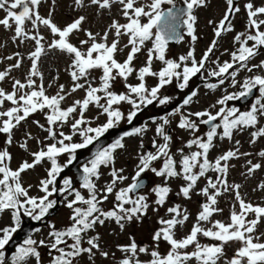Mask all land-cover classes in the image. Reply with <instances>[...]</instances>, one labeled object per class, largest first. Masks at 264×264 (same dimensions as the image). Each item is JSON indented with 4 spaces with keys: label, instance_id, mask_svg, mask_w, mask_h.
<instances>
[{
    "label": "snow or ice",
    "instance_id": "1",
    "mask_svg": "<svg viewBox=\"0 0 264 264\" xmlns=\"http://www.w3.org/2000/svg\"><path fill=\"white\" fill-rule=\"evenodd\" d=\"M74 3L78 7L85 6V0H74ZM113 3L121 5L122 15L127 20V23L124 24L113 20L109 26V30L115 31L117 39L108 44L109 31H106L101 37V41L98 42L96 35L86 31L85 34L88 40H81L80 44L85 45L89 41L91 43L86 51H82L69 41V37L74 32L82 30L81 25L85 20L84 16H80L72 23L60 28L52 22L51 13L48 17H42L39 14L38 7L41 0H0V10L5 13L3 18H0V26L10 29L14 24V41L17 38L29 39L34 40L36 45L35 50L30 53L31 69L26 77V83L15 80L12 92H5V90L0 89V107L3 106L5 101L13 105L5 111H0V118H6L0 120V133L8 134L7 142L11 143L13 128L33 113L43 112L47 109L45 117L49 127L45 130L48 132V137L55 141V143L46 146V151L41 150L33 153V162L25 161L17 170H12L7 164V161L11 159L10 154L6 150L0 151V213L11 210L12 219V226L0 228V264H6L4 249L20 227L21 214L30 217L32 220H42L56 204L55 200L49 199L54 193H61L66 200L68 196H74V198L67 200L66 204L72 210V216L70 217L72 224L63 231L55 230L52 226L53 230L49 233V236L53 238V242L50 244V253L51 250L59 253L52 256L51 264H73L74 258L82 253H88L91 259L92 250L99 248L96 242L98 237L87 240L90 247H82V233L92 230L96 224L103 225L106 220H114L123 228L122 221H131L133 218L139 219L140 216L146 213L149 207L148 198L146 195L137 194L138 190L143 187L142 181L139 179L143 173L151 171L155 176L164 178L165 183L163 185H156L152 189L156 197L154 203L162 206L171 191L167 186L169 179L182 178L185 184L180 187L178 194L190 198V193L195 188L198 180L205 177L209 170L221 175L216 178L215 182L208 178L207 186L201 190L202 194L207 197V203L202 205V210L197 215V223L192 226L190 233L184 238L176 239L174 228L177 225H183L188 216L187 214H181L179 206L170 207L168 212L174 215L167 220L161 219L159 223L164 227H161L153 235V240L163 239L170 246V249L163 256L153 250L151 252L152 259L148 264H188L193 259L197 261V264H218V261L224 255L225 245L231 242H239L240 246L235 250L231 259L225 261V264H264V242H262L264 234L254 235L257 225L264 220V206H254L251 203H246L237 192L236 200L239 202V211L231 212L230 222L225 224L221 221H210L214 213L222 211L215 207L217 197L222 194L218 184L223 187V191L230 190V186L223 177L228 172L229 165L227 162L235 157L237 153L230 150L217 157L214 163L208 159L214 137L219 135L221 139H230L233 129L240 126L256 125L257 113L264 115V103L261 102V99H257L251 109L245 112H239L234 107L227 110L221 107L214 115L205 110L185 116L181 113L180 108H176L172 113H169V115L180 114L177 126L181 129L198 131L199 125L191 119L192 116L196 118L206 117V119H199V124L210 125V130L205 134L206 140L196 137L187 142V147L191 148L195 145L199 150L191 152L189 155L181 154L179 170L176 160L169 154L168 142L170 137L164 133L163 126L167 125L169 120L166 117H160L162 123L157 125L156 132L163 137L165 143L156 144L153 141V147L156 148V151L139 156L137 170L132 177V183L128 186L114 191L118 182L127 179L121 174L123 169L113 168L110 172L111 181L99 191L97 190L96 180L100 178V168L113 163L115 151L124 147L123 138L140 134L146 130L145 128H135L131 132H125L121 138L116 139L111 145L102 147L93 153V158L82 169L83 175L80 186L87 190V198L72 187V182L69 179L63 180V187L57 189L55 186L57 176L63 171L64 167L73 162L75 153L78 150L88 148L110 129L118 125L122 119H125L124 114L117 107L118 105L122 103L131 105V110L126 117L127 121L131 123L142 107L151 105L157 100L160 105L168 103L170 97H158L160 89L171 84L174 79L180 81L177 84L179 89L183 90L187 87L191 77L204 68L205 62L209 60L210 53L213 52L217 43L214 39L199 61L195 59L191 50L186 56H181L179 62L165 58L168 42L182 38L177 31L181 25L187 29V35L193 41L197 39L194 34L197 19L194 15V9L205 6L206 0H183V7H177L176 0H148L147 3L139 6H137V0H90V4L98 6L99 9H109ZM226 5L223 18L213 29L217 38L223 32L232 31L230 16L240 11V8L235 6L234 0H226ZM244 7L247 11L248 27L253 31L237 34L234 37V42L239 43V48L231 53L232 62L225 61L222 65H218V71L209 73L210 76L221 77L220 84L224 83L225 74H228L233 78L232 83L235 85V77L238 71L241 68H247V62L257 55L260 49H264V30H261V27L264 26V18H260L264 17V6L254 7L252 3H247ZM26 22H31L33 29H38L40 25L49 29L54 38L48 48L67 53L72 57L70 75L74 83L67 95L76 92L78 89H83L85 91L83 99L74 101L67 108H62L61 102L66 98L63 85H60L58 92L52 96L45 94L42 83L36 85L33 78L42 76L38 71L37 62L45 50L41 43L45 38L39 32L36 35H29L25 30ZM209 23H212V21H209ZM121 36L127 37V43L124 47L129 49L123 62L115 58L118 51H123L119 48V38ZM147 42H151L152 47L147 49L146 65L137 72L139 83L136 85L126 84L127 93L117 94L111 91L112 82L117 77L127 81L129 75L133 74L132 62ZM249 42H252L251 46H249ZM8 59L11 60L12 57L9 56ZM154 59L162 61L164 64V67L158 72H153L151 68ZM234 64H238L239 67L229 72L230 69L234 68ZM18 67H20L19 60L8 70L0 71V81L8 76L11 68ZM253 67L264 68V61L260 65H253ZM97 69L102 73L99 77L100 83L98 86H93L88 77L92 70ZM247 70L251 71L252 68H247ZM148 76L158 78L156 86L150 89L145 84V78ZM81 79L85 83L78 82ZM257 86L260 96L264 98V77L257 75L244 81L243 91L225 95L217 103L225 105L227 101L246 97ZM207 87L215 89L217 85L208 84ZM101 93L103 95H100ZM195 95L196 92H193L191 96L185 98L183 105H188ZM101 100L105 102L101 103ZM90 104H95L102 110L100 114L106 117L103 124L92 127L91 122L85 119L84 113ZM218 118L220 123H212ZM70 120L71 134H65L63 131L57 134L54 126L68 124ZM153 122L155 123V120ZM34 123L38 122L34 121ZM41 127L43 126L41 125ZM221 127L222 133H218L217 130ZM77 135L80 137V142H74L73 140L74 136ZM57 136H59V139H57ZM252 136L254 138L264 136V128L253 132ZM29 138L31 137L29 136ZM21 147L26 148V144H22ZM180 151L182 153V150ZM64 154L68 155L67 162L60 165L57 162V157ZM259 155L264 156V151L260 152ZM44 159L51 162V167L47 173L48 178L40 181V191L44 195L30 197L27 189L20 183V175ZM161 159H163L161 167H152L154 161ZM260 167V164H252L249 172ZM260 187L264 188V184ZM231 188L238 189L239 185H233ZM209 189L213 191L210 193ZM113 193L116 201L113 209L109 211L102 210L100 205ZM77 204H83L85 207L75 206ZM126 205H130V207H125ZM249 214H253L255 218L248 219ZM200 222H211L212 227L203 228L200 226ZM198 235H203L219 243L201 245L198 242ZM66 238L71 239L73 243L68 244ZM38 244L43 246L45 241L37 242L31 237L26 238L21 245L16 247L15 254L12 256V264H25L29 257H35L37 264H39ZM60 245H65L68 250L65 247H59ZM193 245L194 250L192 252L182 251ZM121 250L130 255L121 260L120 264H140V261L135 259L137 252L147 251L145 247L138 249L134 241L128 246L121 247ZM101 255L106 257L108 254L102 252Z\"/></svg>",
    "mask_w": 264,
    "mask_h": 264
},
{
    "label": "rangeland",
    "instance_id": "2",
    "mask_svg": "<svg viewBox=\"0 0 264 264\" xmlns=\"http://www.w3.org/2000/svg\"><path fill=\"white\" fill-rule=\"evenodd\" d=\"M250 1V2H249ZM148 0H137V6L147 3ZM249 2L254 5V7L264 6V0H241L240 1V11L235 14L231 19L232 31L226 32L221 38L217 39L214 35L213 25L218 19V16L221 15L222 9L224 7L225 0H206L205 6L198 7L194 11V15L197 17L195 23V36L197 39L193 41L187 32L184 34V39H182L175 48L166 47L165 58L169 60L179 61L181 56H186L187 50H193V55L197 61H199L208 47L212 44V41L216 39L217 43L212 53H210V58L205 62L203 69V76L208 77L209 73L212 71H218V65L223 64L225 61L232 62L231 53L237 51L236 48L238 42H234V37L239 33H245L253 31L248 27L247 12H245L244 5ZM39 14L42 17H48L51 13L52 22L55 23L58 27L63 28L66 25L72 23L75 19L80 16H84L85 20L81 25V31L74 32L70 37L69 41L75 45L77 48H80L82 51H86L87 47L90 46L91 41L88 44L81 45V40H88L85 32H91L96 35L97 41L100 42L101 37H103L106 31H109L107 43L111 44L114 39H117L115 36L114 30H109V26L112 21L115 20L120 24L126 22V18L122 15L121 5L118 3H113L109 9H99L96 5H91L90 0H85L84 7H78L75 5L74 0H44L41 1V4L38 7ZM5 13L0 10V18H3ZM246 18V21L245 19ZM212 21V23H209ZM26 32L29 35H36L39 32L45 39L41 42L44 46V52L42 53L40 59L37 62L38 71L42 76L34 77L36 85L43 84L45 88V94L48 96L55 95L59 86L63 85L65 89L66 98L61 102L62 108H67L73 104L76 100H81L85 96V91L83 89H78L76 92H72L70 95L67 93L70 92L73 87V80L70 75V68L72 57L67 54L60 52L59 50L48 48V45L51 43L54 38L49 29L45 28L43 25H40L38 29H33L31 22H26L25 25ZM261 30H264V26L261 27ZM98 34V35H97ZM14 36V24L10 29H5L3 26H0V71L8 70L12 65H14L18 60L20 61V67L11 68L8 76L3 81H0V89L5 90V92L13 91V83L15 80H20L22 83H26V77L31 69V59L30 53L35 50V41L23 38H17L13 40ZM58 38V37H57ZM119 48L123 51H118L115 55V58L123 62L127 57L128 48H125L124 45L127 43V37L121 36L119 38ZM252 42H249L251 46ZM208 45V46H207ZM151 42H147L146 45L141 49L139 53L136 54L135 59L132 62V67L134 68L133 74L129 75L127 81L122 78L117 77L116 80L112 82L111 91L120 94L127 93L128 89L125 86L126 84L136 85L137 83V72L141 67H144L147 63V49L151 48ZM234 48V49H233ZM11 56L12 59L9 60L8 57ZM264 61V49H260L258 54L255 55L251 60V71L249 73L255 74L256 76L264 77V68L262 67H253V65H260ZM163 66V62L159 60H153L151 68L153 72H157ZM230 71V70H229ZM240 72V73H239ZM244 70L241 68V71H238L235 80L236 83L233 85V78L228 74H225L226 81L223 84H219L215 89L207 87L208 84L199 88L202 92L199 95V98L191 100V102L182 108V113L185 116H188L190 113H195L201 109H207L210 112L218 111L221 106L217 103L219 99H222L225 95L235 94L238 90L242 89L244 79L246 80V75L241 78L240 74H243ZM100 70H92L88 77L89 82L93 86H98L100 83L99 77L101 75ZM221 78V77H220ZM80 83H85L83 79L78 81ZM145 82L148 86L154 87L158 83V78L155 76H148L145 78ZM180 81L175 80L172 82L176 86ZM169 85V84H168ZM168 85L160 89V92L165 93L170 89ZM258 87V86H257ZM27 90V89H26ZM100 95H103L102 93ZM257 99H261V102L264 103V98L260 96V93L257 91V94L253 97L251 102L247 105H253ZM104 100H101V103H104ZM252 105L249 108L244 110H250ZM13 105L5 101L0 111H5ZM120 111L124 114L126 119L128 112L131 110V105L127 103H122L118 105ZM259 107V105H257ZM101 109H99L95 104H90L89 108L85 111L84 117L86 120L91 122V126L95 127L96 125L103 124L106 120L104 115H101ZM47 109L43 112L38 111L30 115L25 121H22L19 125L13 128L11 132V143H8V134L0 133V151H7L10 154L11 159L7 161L8 166L12 170H17L19 166L27 161L32 163L34 160L33 153H36L41 150L46 151V146L55 141L48 137V132L45 130L49 127L45 113ZM164 117V116H163ZM177 118V116H175ZM204 118V117H202ZM6 118H0V120ZM122 119L121 121L125 120ZM192 120L196 121L199 125L198 131H191L186 129H181L178 126H175L172 120H169L167 125H164V131L170 128V141L169 143V154L174 155L177 162V168L179 170V161L181 154L189 155L191 152L198 151L199 149L193 145L191 148L187 147V142L200 137L204 139V132L207 130L204 128L203 124H199V119L195 116L191 117ZM155 120V123L153 122ZM38 122V123H34ZM71 120L68 124L65 125H55L54 130L57 134L60 131H63L65 134H71L70 128ZM162 121L160 118L148 119L146 124L143 126L146 130L140 134L134 135L126 139L123 144V148H119L114 153V162L108 166H102L100 168V178L96 180L97 190L103 189L110 181L111 176L110 172L113 168L119 170L123 169L121 173L126 180L123 182H118L114 191L124 188L131 184L132 177L135 175L137 170V165L139 163V156L141 154H146L148 152H155L156 148L153 147V141L156 144H163L165 141L163 137L158 135L156 132V127L158 124H161ZM41 125L43 127H41ZM250 128L241 129L240 133L234 135L232 138L221 139L220 141L215 140L212 148L209 150L208 159L210 162L215 161V159L228 151H234L237 155L231 158L227 163L229 165L228 172L223 178L226 179L227 184L230 186L229 191H223V187L218 184V187L221 188L222 194L217 197V204L215 207L221 209L222 211L216 212L211 217L212 221H221L225 224L230 222V214L232 211H239V202L236 200V193L238 192L240 197L246 202L251 203L254 206H264V188H261L260 185L264 184V156L259 155L260 152L264 151V136L253 137L249 134V131L253 129L259 130L264 128V115L257 113V123L255 126H249ZM29 136L31 138H29ZM59 139V136H57ZM74 142H79L80 137L74 136ZM238 142V143H237ZM26 144V148H22L21 145ZM182 150V153L181 151ZM247 154V155H245ZM68 155L64 154L57 157V162L67 159ZM251 162V163H249ZM163 160L154 161L152 167H161ZM51 162L47 159L42 160L39 164H36L33 168L27 169L20 175L21 185L27 189L28 195L30 197H40L44 193L40 191V181L46 179L47 166ZM252 164H260L261 167L255 169L252 172H249V168ZM198 170V169H197ZM145 175L148 176L149 184L144 190H146L147 202L149 204L148 209L146 210V223L144 224L143 218L144 215L140 216L139 219L133 218V221L127 223L121 228L114 220H106L103 225L96 224L92 230H89L86 233V237L93 238L98 237L100 242V250L97 252L95 260L96 264H108L105 260L112 250L113 244H126L122 239L129 237L130 232H134V237H140L142 233L145 234L146 238V262L152 259L151 252L153 250L162 254L163 250H166V254L170 249V246L163 239L159 241L153 240V235L157 230L164 225H161L159 221L161 219L166 220L172 218L173 213H169L168 209L170 207L179 206L181 214H187L188 219L183 225H177L174 228V237L176 239H182L187 234L190 233L194 221L197 220L196 209H197V199L203 198L207 200V197L204 196L201 192L208 184V178H211L214 182L216 178L220 176V173L209 170L206 173L205 177H201L195 188L190 193V198H185L183 195L178 194L180 187L185 184L182 178H172L167 181V186L171 189L169 195L166 198L165 203L160 206L154 203L155 194L152 192V189L156 185H163L165 180L163 177H157L151 171H146ZM233 185H239V188H231ZM77 191H80L81 195L88 197V192L82 187L74 188ZM213 190L209 189L211 193ZM74 196H68L67 200L73 199ZM67 200L64 198V195L60 196V210L54 214L53 217V226L55 230H61L72 224L70 217L72 216V210L67 208ZM115 201L114 193L108 196V199L100 205L101 209L113 208ZM109 205V206H106ZM199 205V204H198ZM75 206L85 207L83 204H77ZM125 207H130L126 205ZM50 217V218H51ZM248 219L255 218L253 214H249ZM200 222V226L203 228H211V222ZM12 226L11 219V210H5L0 213V228ZM133 227V228H132ZM48 229L49 226L44 227L41 231L34 234L32 238L34 240H44L45 244L41 247H47L49 243ZM264 234V220H262L258 225L254 235ZM209 239V238H208ZM204 239L203 235H198V242L203 245H209L214 243H219L217 241H212L211 239ZM262 242H264V236H262ZM240 246L239 242H231L225 245L224 255L218 261V264H225V261L231 259L234 255L235 250ZM194 250V245L189 246L187 250ZM105 252L108 255L102 256L101 253ZM120 255V253H119ZM46 252L44 253V257ZM90 259H82L79 264H95ZM6 264H12L11 261H7ZM25 264H33L30 259L26 260ZM75 264H77L75 262ZM188 264H197V261L194 259L189 261Z\"/></svg>",
    "mask_w": 264,
    "mask_h": 264
},
{
    "label": "water",
    "instance_id": "3",
    "mask_svg": "<svg viewBox=\"0 0 264 264\" xmlns=\"http://www.w3.org/2000/svg\"><path fill=\"white\" fill-rule=\"evenodd\" d=\"M177 31L181 36V29L178 28ZM176 42L177 40H170L168 43L175 45ZM197 82L198 81H195L193 85L187 88V91L182 92L179 100H181L182 98H186L190 94L194 86L197 84ZM137 123H138L137 121L133 120L131 123H127L121 127H113L103 137H101L98 141L94 142L88 148L78 150L75 153V158L73 159V162L67 167L63 168V171L57 177L56 182L59 183L62 177L69 176L72 182V186L81 183L82 182L81 177L83 175V171H82L83 167L81 165L84 164L85 161L91 159L93 157V153L98 149L104 147L108 143L114 142L116 139L121 138L125 132H131L137 126ZM139 179L140 181H142L143 184L142 188H144L148 183L147 177H141ZM58 206L59 205L57 202L56 205L48 212V214L44 218H48L50 215L54 214L58 210ZM39 224L40 221L35 222L32 221L30 217L27 216L24 217L22 220L21 227L13 235L12 240L9 242V244L6 245L5 247L6 252L7 253L11 252L14 249L15 245L19 244L23 238L29 235L33 227Z\"/></svg>",
    "mask_w": 264,
    "mask_h": 264
},
{
    "label": "flooded vegetation",
    "instance_id": "4",
    "mask_svg": "<svg viewBox=\"0 0 264 264\" xmlns=\"http://www.w3.org/2000/svg\"><path fill=\"white\" fill-rule=\"evenodd\" d=\"M172 96H173V94H171ZM250 103V102H249ZM249 103H247V104H245L243 107H246ZM151 107H152V105H150L149 106V111H145L144 112V115H143V119H146V115H148L149 113H151L152 112V109H151ZM146 120H144L143 122H145ZM142 122V123H143ZM172 154V153H171ZM143 194H146V190H142V191H140V193H139V195H143ZM55 193L53 194V196H51L49 199H51V200H55ZM56 201V200H55ZM204 203H207V200H204L203 198H198L197 199V209H196V214L198 215V213L202 210V205L204 204ZM199 204V205H198ZM60 210V209H59ZM102 210H104V211H109L108 209H102ZM112 210V209H111ZM197 217V216H196ZM143 218H145V220L143 221V223L145 224L146 223V213L144 214V216H143ZM53 217H51V218H49L48 219V221L44 224V226H46V227H48L49 226V228H50V231H49V229H48V235H49V233L53 230ZM133 221V219L131 220V221H122V223H123V226L125 225V224H127V223H130V222H132ZM210 221H212V219L210 218ZM196 223H197V220H196ZM203 224H206L205 222H203ZM43 225V224H42ZM70 226V225H69ZM69 226H67V227H69ZM120 226V225H119ZM67 227H65V228H63V229H61V230H59V231H63V230H65ZM133 228V227H132ZM35 230H37V229H35ZM34 230V231H35ZM36 232V231H35ZM135 236V234H134V232H130L129 233V237L128 238H126V239H122V241H125L126 242V244H122L121 246H119L118 244H113V247H112V250L110 251V254H109V256L105 259V260H107V262H108V264H120V262H121V260H123L126 256H128V255H130L129 253H126V252H124V251H122L121 250V247H123V246H128V245H130L133 241L137 244V248L139 249L140 247H145L146 248V238H144V236H145V234L144 233H142L141 235H140V237H134ZM48 241H49V243L47 244V247H41L39 244H38V246H37V251L39 252V254H40V262H39V264H51V259H52V256H55V255H58L59 253H57L55 250H51V253H50V244L53 242V238L51 237V236H49L48 237ZM204 239L206 240V239H208V238H206V237H204ZM66 240H67V243L68 244H71V243H73V241L71 240V239H69V238H66ZM87 240H88V238L86 237V233H82V241H81V246L82 247H85V248H87V247H90L88 244H87ZM208 240H210V239H208ZM37 242H38V240H36ZM97 243H98V245H99V248L98 249H93L92 250V253H93V255L91 256V259L89 258V254L88 253H82L80 256H77V257H75L74 258V260H73V264H75V262L77 263V264H79L80 263V261L82 260V259H90V260H95V257H96V255H97V252L100 250V242H99V240L97 239V241H96ZM59 247H65V249L66 250H68L67 248H66V246L65 245H60ZM46 252V256L44 257V253ZM119 253H120V255H119ZM145 256H146V252H143V253H141V252H137V254H136V257H135V259H138L139 261H140V264H143V263H145L146 262V258H145ZM28 259V258H27ZM31 259H32V262H33V264H37V261H36V258L35 257H31ZM97 260V259H96ZM93 261L95 264L97 263V261Z\"/></svg>",
    "mask_w": 264,
    "mask_h": 264
}]
</instances>
